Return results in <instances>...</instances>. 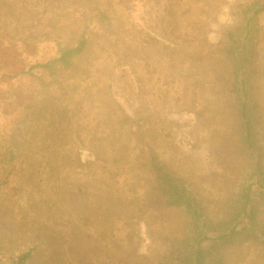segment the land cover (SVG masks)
I'll return each mask as SVG.
<instances>
[{"label":"rangeland","instance_id":"obj_1","mask_svg":"<svg viewBox=\"0 0 264 264\" xmlns=\"http://www.w3.org/2000/svg\"><path fill=\"white\" fill-rule=\"evenodd\" d=\"M256 1L0 0L1 90L58 57L59 45L87 40L33 100L0 92L10 111L34 108L0 196V264L29 250L27 264H159L183 239L186 217L158 203L153 157L198 188L213 219L223 216L246 164L224 51ZM259 30L264 142V13ZM225 264H264V249L234 244Z\"/></svg>","mask_w":264,"mask_h":264},{"label":"trees","instance_id":"obj_2","mask_svg":"<svg viewBox=\"0 0 264 264\" xmlns=\"http://www.w3.org/2000/svg\"><path fill=\"white\" fill-rule=\"evenodd\" d=\"M263 13L264 1L244 6L241 21L229 32L224 51L232 66L230 92L239 119L238 150L246 164L237 172L232 198L223 216L213 219L195 185L174 175L155 157L151 160L158 203L179 210L186 217L183 239L170 247L159 264H225L230 246L250 240L264 249V219L259 206L264 201V142L257 131L260 107L254 87L259 19ZM101 19L107 20L105 15ZM86 47L84 37L72 47L59 45L58 57L16 74V86L8 84V90L0 88V92L7 97L46 92L72 69ZM30 105L27 103L23 112L18 109L13 112L0 102V196L18 162V143L27 131L34 109ZM32 255L33 250H29L13 259V263L27 264Z\"/></svg>","mask_w":264,"mask_h":264}]
</instances>
